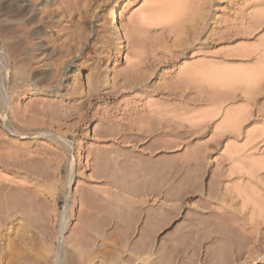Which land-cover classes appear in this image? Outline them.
Here are the masks:
<instances>
[{"label":"rangeland","instance_id":"obj_1","mask_svg":"<svg viewBox=\"0 0 264 264\" xmlns=\"http://www.w3.org/2000/svg\"><path fill=\"white\" fill-rule=\"evenodd\" d=\"M23 1L0 13L30 38L0 62L27 134L0 111V145L29 155L0 166V264H264V0Z\"/></svg>","mask_w":264,"mask_h":264},{"label":"bare ground","instance_id":"obj_2","mask_svg":"<svg viewBox=\"0 0 264 264\" xmlns=\"http://www.w3.org/2000/svg\"><path fill=\"white\" fill-rule=\"evenodd\" d=\"M180 2H182L181 0H179ZM119 3H120V1H118L117 2V4H116V7L112 10V12H111V14H110V16H109V20H110V22H111V25L112 26H115L116 27V25L118 24V17H119V10H120V8H119ZM178 3V2H177ZM176 3V4H177ZM183 3H184V1H183ZM186 4V3H185ZM185 4H183L184 6H185ZM181 5H182V3H181ZM182 5V6H183ZM188 5L189 4H187L186 6L188 7ZM197 5V4H196ZM182 6H180V10L181 9H183V7ZM198 6V5H197ZM175 8L176 7H178V4H177V6H174ZM167 8H170V10L172 9H175V8H173V6H172V8L171 7H167ZM185 8V7H184ZM199 7H197V9H198ZM187 9H189V8H187ZM187 9H185V12H186V10ZM194 9H196V8H194ZM202 9V8H201ZM201 9H199L200 11H201ZM28 7L26 6V5H24V1L23 0H5V1H2V2H0V13L1 12H6V11H17V14L19 13V15L21 14V16L23 15L24 17H25V15H27V12H28ZM177 10V9H176ZM179 10V9H178ZM179 10V11H180ZM203 10V9H202ZM165 11V10H164ZM173 11H175V10H173ZM182 11H184V10H182ZM171 12V11H170ZM174 13V12H173ZM173 13H170V14H173ZM175 13H176V11H175ZM180 12H178L177 14H179ZM197 13V12H196ZM195 13V14H196ZM203 13V12H202ZM16 14V15H17ZM168 14H169V12H168ZM183 15V12L181 13V16ZM185 15V14H184ZM191 16H192V14H191ZM194 16V15H193ZM192 16V17H193ZM197 16V15H196ZM23 17V18H24ZM27 17V16H26ZM205 18H206V15H204V14H198V16H197V19H195L193 22L194 23H196L195 25H193V28H197V24L199 23L200 24V27H199V29H201V28H203L204 29V27L206 26L205 25V23H206V20H205ZM190 20V19H189ZM192 20V19H191ZM190 20V21H191ZM27 23V22H26ZM190 27H192V26H190ZM28 28V27H27ZM191 29V28H190ZM198 29V30H199ZM29 30V29H28ZM194 30V29H193ZM3 31V29L2 28H0V47H1V50H0V62L2 61V62H8V63H13L14 61L15 62H17L16 60H18V59H20L21 61H24V62H26L25 61V59H27V58H29L27 55V57L26 58H24V56L25 55H21V49L23 48V45L25 44V40H27V39H20L22 36L21 35H19L18 33V35L20 36V38H18V37H14V35H16L15 34V32L16 31H14V33H13V35H11V36H13V39L11 38H9L8 36H10V35H7L6 34V36L5 35H3L2 33L4 32H2ZM26 31V30H25ZM202 31V30H201ZM193 32H196L195 30L193 31ZM193 32H192V34H191V31H190V34H191V36L193 35ZM5 33V32H4ZM11 33V34H12ZM27 33V32H26ZM35 33V32H34ZM33 33V34H34ZM9 34V33H8ZM2 35V36H1ZM34 35H36V34H34ZM36 37V36H35ZM30 39V38H29ZM28 39V40H29ZM28 40L26 41V42H28ZM9 43H8V42ZM10 41H12V42H10ZM29 43V42H28ZM30 44V43H29ZM32 45V44H31ZM23 50H24V48H23ZM31 50V49H30ZM29 50V51H30ZM21 51V52H20ZM25 51H26V49H25ZM19 52H20V54H19ZM27 52V51H26ZM43 53V52H42ZM25 54V53H24ZM27 54V53H26ZM22 56V57H21ZM32 56V55H31ZM34 57V56H33ZM23 59V60H22ZM36 59V58H35ZM48 59V58H47ZM20 60H18V61H20ZM34 60V59H33ZM20 61V62H21ZM14 62V63H15ZM28 62V61H27ZM18 63V62H17ZM16 64V63H15ZM8 65V64H7ZM10 67V66H9ZM14 67V66H13ZM5 68V67H4ZM33 68V67H32ZM9 69V68H8ZM14 69V68H13ZM58 69V68H57ZM30 70V69H29ZM66 70V69H65ZM7 72H9L8 70H6ZM16 71L17 70H15V73H16ZM263 71V70H262ZM31 72H32V69H31ZM264 72V71H263ZM262 72V73H263ZM57 73V72H56ZM219 73V72H218ZM222 73V72H221ZM10 74H12V72L10 73ZM28 74V73H27ZM30 74V73H29ZM58 74V73H57ZM260 74V72L258 73V75ZM15 75V74H14ZM53 75V74H52ZM55 75V74H54ZM257 75V74H256ZM261 75H263V74H261ZM34 76V75H33ZM28 77V76H27ZM52 77V76H51ZM57 77H59V76H57ZM81 77H84V76H81V72L80 71H77L75 74H74V76H73V79H74V81L76 80L77 82L76 83H78V81H79V79H81ZM222 77H225V76H222ZM11 78V77H10ZM26 78V77H25ZM28 78H30V79H28V80H30V81H32L33 80V82H34V79H33V77H32V75H31V77L29 76ZM4 79V78H3ZM6 79V78H5ZM16 79V78H15ZM18 79V78H17ZM22 79V78H21ZM38 79V78H37ZM36 79V80H37ZM49 79H53V78H49ZM55 79V78H54ZM56 80V79H55ZM221 80H222V78H221ZM1 81V80H0ZM2 81H4V80H2ZM9 81V80H8ZM11 81V80H10ZM18 81L19 80H17V83H18ZM24 82H26L25 81V79L23 80ZM14 82H16V81H14ZM50 82V81H49ZM51 82H52V80H51ZM12 83V82H11ZM22 83V82H21ZM30 83V82H29ZM32 83V82H31ZM35 83H36V81H35ZM7 84V83H6ZM33 84V83H32ZM59 84V83H58ZM17 85V84H16ZM3 86H5V85H3ZM9 86V85H8ZM11 86H12V84H11ZM40 86V85H39ZM76 86H77V84H76ZM75 86V87H76ZM10 87V86H9ZM13 87H16V86H14L13 85ZM54 87V86H53ZM51 88V87H50ZM5 89V88H4ZM15 89V88H14ZM76 89V88H75ZM77 90V89H76ZM7 95V94H6ZM6 95H5V91H3L2 89H1V87H0V111H1V122H2V127L5 129V130H7L9 133H11V134H15L19 139H24L25 138V136H27V134L26 133H24L23 131H20L19 130V128L17 127V126H15L14 124H12V120H9V117H7V114H6V111H7V103H6ZM10 107H8V109H9ZM9 111V110H8ZM11 112H12V110H11ZM10 111L8 112V115H9V113H11ZM14 112V111H13ZM13 114V113H12ZM14 116V115H13ZM16 117H14V119H15ZM52 138V137H51ZM55 141H57L60 145H62L63 146V149H64V151L65 152H70L71 151V146L68 144V142L66 141V139H61V138H53ZM15 147V146H14ZM2 149H4V152H2ZM0 166H2V167H6V168H8V167H15V166H17V165H19V158H22L21 156H20V154H23V157L25 158V156H26V158L29 156L28 154H25V153H21V150L20 149H17L16 150V148L15 149H13V145H11V146H6V147H3L2 145H0ZM19 154V155H18ZM19 156V157H18ZM30 160V159H29ZM72 168H73V164L71 165V167H70V170L72 171ZM251 173V172H250ZM251 175H252V173H251ZM245 177V176H244ZM257 178V177H256ZM71 179H72V177H71V175H70V177H69V182H68V184H70V181H71ZM241 179V178H240ZM141 184V183H140ZM143 184V183H142ZM145 184V183H144ZM147 184V183H146ZM146 184L144 185V187L143 186H141V185H139V186H141L140 188H137V190H139V189H141V188H146L148 191H149V189H150V187H149V189L147 188V186H148V184H147V186H146ZM154 184V183H153ZM153 184H151V185H153ZM158 184H160V183H158ZM1 185V184H0ZM150 185V186H151ZM156 185V184H155ZM138 186V187H139ZM146 186V187H145ZM152 188V191H153V188L155 189V187H154V185H153V187H151ZM211 188V187H210ZM213 189V188H212ZM212 189H211V191H212ZM142 190V189H141ZM146 190V191H147ZM209 190V189H208ZM150 191H151V189H150ZM214 191V190H213ZM2 193V192H1ZM212 193V192H211ZM214 193H215V191H214ZM212 195V194H211ZM215 195V194H214ZM248 197V196H247ZM8 204L10 203V202H7ZM6 203V204H7ZM11 205V204H10ZM1 206V205H0ZM261 208V207H260ZM14 210V209H13ZM10 211H11V207H10ZM259 211H261V210H259ZM258 211V213H260ZM237 212V211H236ZM262 212V211H261ZM8 213H10V212H8ZM257 213V212H256ZM213 214H218V213H213ZM262 214H264L263 212H262ZM14 215V214H13ZM232 215V214H231ZM259 215V214H258ZM12 216V215H11ZM10 216V217H11ZM219 216H221V215H219ZM236 216V215H235ZM238 216V215H237ZM66 215L64 216V221H65V219H66ZM215 217V216H214ZM264 216H262V218H263ZM216 218H218V217H216ZM215 218V219H216ZM234 218V217H233ZM238 218V217H237ZM236 219V218H235ZM256 218H254V220H255ZM258 219H259V217H258ZM252 220V219H251ZM219 222H221V221H219ZM255 222V221H254ZM62 230H61V233H63L64 231H65V223H62ZM253 230V229H252ZM255 230V229H254ZM253 230V231H254ZM244 231H246L245 229H244ZM244 231H243V233H244ZM230 232V231H229ZM232 232V231H231ZM230 232V233H231ZM242 233V234H243ZM232 235L234 234V233H231ZM236 234V233H235ZM257 234V233H256ZM237 235H238V233H237ZM250 235H252V234H250ZM243 236V235H242ZM242 236H240V237H242ZM253 236V235H252ZM239 239H242V238H239ZM239 241V240H238ZM144 252V251H143ZM222 263H224V262H222ZM227 263V262H226Z\"/></svg>","mask_w":264,"mask_h":264},{"label":"crops","instance_id":"obj_3","mask_svg":"<svg viewBox=\"0 0 264 264\" xmlns=\"http://www.w3.org/2000/svg\"><path fill=\"white\" fill-rule=\"evenodd\" d=\"M144 183L146 184V182H143V184H144ZM143 184L141 183V184H139V185L142 186ZM145 184H144V185H145ZM139 185H136V186H139ZM141 186H139V187H141ZM134 187H135V186H134ZM139 187H138V188H139ZM123 188H124V190H126V191H127V190H130V191H132L133 193H141V192H145V190H142L141 192L136 191L135 188L133 189V186H128V185H126V186L123 187ZM103 224H104V223H103ZM102 226H105V224L102 225ZM101 229H103V228H101Z\"/></svg>","mask_w":264,"mask_h":264}]
</instances>
